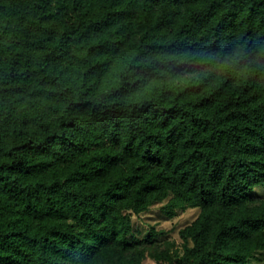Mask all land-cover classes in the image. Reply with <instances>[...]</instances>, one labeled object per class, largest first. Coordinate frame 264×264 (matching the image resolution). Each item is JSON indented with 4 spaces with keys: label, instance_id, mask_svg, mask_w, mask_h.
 Returning a JSON list of instances; mask_svg holds the SVG:
<instances>
[{
    "label": "trees",
    "instance_id": "16d2710c",
    "mask_svg": "<svg viewBox=\"0 0 264 264\" xmlns=\"http://www.w3.org/2000/svg\"><path fill=\"white\" fill-rule=\"evenodd\" d=\"M258 188L264 0H0V264H249Z\"/></svg>",
    "mask_w": 264,
    "mask_h": 264
},
{
    "label": "rangeland",
    "instance_id": "374dc122",
    "mask_svg": "<svg viewBox=\"0 0 264 264\" xmlns=\"http://www.w3.org/2000/svg\"><path fill=\"white\" fill-rule=\"evenodd\" d=\"M256 191L264 195L263 188H258ZM165 202L155 203L141 214H133L132 239H144L151 233L154 242L149 246V250L157 257L161 256L155 258L148 254L142 264H168V260L162 258V255L166 253L175 255L182 250L183 239L180 231L190 225L200 213V208L190 207L178 209L175 215L170 216L163 210ZM249 264H264V249L257 251Z\"/></svg>",
    "mask_w": 264,
    "mask_h": 264
},
{
    "label": "clouds",
    "instance_id": "9594fccd",
    "mask_svg": "<svg viewBox=\"0 0 264 264\" xmlns=\"http://www.w3.org/2000/svg\"><path fill=\"white\" fill-rule=\"evenodd\" d=\"M183 67V66H182Z\"/></svg>",
    "mask_w": 264,
    "mask_h": 264
}]
</instances>
